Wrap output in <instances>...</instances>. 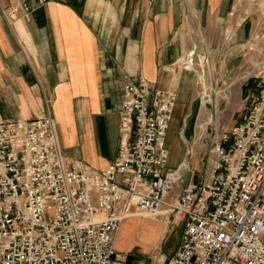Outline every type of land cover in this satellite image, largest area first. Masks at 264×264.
<instances>
[{
	"label": "built area",
	"instance_id": "built-area-1",
	"mask_svg": "<svg viewBox=\"0 0 264 264\" xmlns=\"http://www.w3.org/2000/svg\"><path fill=\"white\" fill-rule=\"evenodd\" d=\"M47 1L0 0V9L11 23ZM240 8L239 20L257 13L264 30V0H240ZM257 69L241 117L209 151L207 176L171 199L185 171L196 173L192 157L203 138L184 135L185 158L166 169L173 90L124 75L118 155L100 171L64 157L49 111L0 118V264H140L116 249L115 235L127 217L161 216L164 206L173 224L184 223L165 264H264V60ZM198 96L201 112L208 101Z\"/></svg>",
	"mask_w": 264,
	"mask_h": 264
},
{
	"label": "crops",
	"instance_id": "crops-1",
	"mask_svg": "<svg viewBox=\"0 0 264 264\" xmlns=\"http://www.w3.org/2000/svg\"><path fill=\"white\" fill-rule=\"evenodd\" d=\"M240 13V0H48L9 23L0 9V118L49 111L64 157L103 170L121 142L124 75L173 90L176 105L189 111L199 84L183 62L194 41L204 39L209 57L228 31L229 43H254L257 50L263 42L260 16L242 21ZM167 213L163 221L172 225ZM164 234L163 227L154 247Z\"/></svg>",
	"mask_w": 264,
	"mask_h": 264
},
{
	"label": "rangeland",
	"instance_id": "rangeland-1",
	"mask_svg": "<svg viewBox=\"0 0 264 264\" xmlns=\"http://www.w3.org/2000/svg\"><path fill=\"white\" fill-rule=\"evenodd\" d=\"M226 37L227 34L221 33L215 39L212 54L206 59L204 54H208L207 49L200 53L204 39L194 41L195 47L183 62L197 79L204 101H208V104L213 101L214 104L210 105L211 108L203 107L201 112L198 101L184 113L181 104H177L174 109L167 135L170 150L167 170H175L185 158L189 144L184 140V135L192 141L196 131L197 142L203 137L195 146L192 157V168L196 173L193 175V170H186L180 184L182 186H187L191 180L200 183L207 176L209 151L222 133H230L241 117L247 106L246 79L258 72V63L264 59V39L258 49L253 51L240 42L229 43ZM180 189L177 186L171 195ZM144 216L132 215L122 222L115 247L123 254L128 253L131 260L140 264H165L164 257L171 255L180 243L184 223L179 221L166 227L163 216ZM163 227L165 234L161 243L154 247Z\"/></svg>",
	"mask_w": 264,
	"mask_h": 264
},
{
	"label": "water",
	"instance_id": "water-1",
	"mask_svg": "<svg viewBox=\"0 0 264 264\" xmlns=\"http://www.w3.org/2000/svg\"><path fill=\"white\" fill-rule=\"evenodd\" d=\"M204 50H206V46L203 44L200 50V53L203 52ZM200 90V87L198 86V91ZM199 96L195 97L193 102H192V106L198 101ZM208 106H210V104H208Z\"/></svg>",
	"mask_w": 264,
	"mask_h": 264
},
{
	"label": "bare ground",
	"instance_id": "bare-ground-1",
	"mask_svg": "<svg viewBox=\"0 0 264 264\" xmlns=\"http://www.w3.org/2000/svg\"><path fill=\"white\" fill-rule=\"evenodd\" d=\"M204 57H205V59L206 58H208V54L206 53V54H204ZM191 61V60H190ZM258 65H259V63H258ZM185 164V163H184ZM181 170H179L178 172H176V174H181ZM168 212V209L167 208H163V209H161V213H163V214H166ZM167 225V224H166Z\"/></svg>",
	"mask_w": 264,
	"mask_h": 264
}]
</instances>
